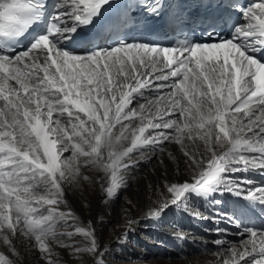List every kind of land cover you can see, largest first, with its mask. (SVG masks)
I'll return each instance as SVG.
<instances>
[{"label":"snow or ice","instance_id":"obj_1","mask_svg":"<svg viewBox=\"0 0 264 264\" xmlns=\"http://www.w3.org/2000/svg\"><path fill=\"white\" fill-rule=\"evenodd\" d=\"M114 3L0 0V264H17L20 236L32 242L42 264H59L56 245L98 256L91 223L81 225L71 211L60 210L67 205L65 184L80 179L82 167L95 166L110 196L135 165L134 152L165 143L180 146L191 178L168 184L149 216L187 205L189 194L216 191L264 204V186L228 175L264 173V0H200L195 13L177 4L171 22L182 27L195 16L207 38L172 46L127 34L138 10L149 18L169 15L167 0H125L115 9ZM99 24L111 32L103 47H71ZM221 25L231 29L229 36L220 35ZM137 97L145 103L134 107ZM226 216L211 219L219 224ZM60 221L76 226L57 232ZM238 234L240 243L218 254L216 264H264V228ZM77 236L85 247L66 243Z\"/></svg>","mask_w":264,"mask_h":264},{"label":"bare ground","instance_id":"obj_2","mask_svg":"<svg viewBox=\"0 0 264 264\" xmlns=\"http://www.w3.org/2000/svg\"><path fill=\"white\" fill-rule=\"evenodd\" d=\"M143 103L144 99H136L133 106ZM132 155L136 161L135 165L124 173L122 182L112 193L114 195L117 190L129 186L124 193V201L117 206L112 204V195H107L106 191L101 189L99 176L103 175V172L95 166L82 167L81 178L65 184L64 198L67 205H60V210L71 211L81 225L91 223L100 247L99 255L93 257L87 253L73 254L72 249L56 245L53 252L59 264H94L105 261L108 256L111 257L108 264H113L117 259H120L118 264L131 263L132 259L138 256L134 254L135 250L128 244L129 241L142 242V238L132 232L136 228L147 231L150 238L148 243H152L153 250L159 254L152 261L153 264H216L218 254L240 243V235L237 239L226 236L228 238H222L223 241L227 240L223 246L205 248L206 241L214 239L212 233L216 227L228 230L229 209L238 200L236 195L228 191H216L206 195L189 194L187 205H172L159 217L148 215L150 209L165 199L168 184L191 178L187 158L178 144L165 143L161 147L145 148ZM251 173L252 171L228 175L234 179H251L258 186L255 180L250 178ZM82 177L91 178V182ZM189 208H195L209 218L194 217L189 213ZM217 213L227 214L221 218L219 224L211 219ZM112 216L113 222L106 226L105 218ZM75 226L72 221L67 225L60 221L56 231H73ZM201 241L202 249L195 243ZM73 242L81 248L86 246V241L80 236L75 237L74 241H66ZM14 244L18 253L14 257L17 264H42L40 253L27 238L20 236L14 240ZM4 247L0 244V251H4ZM118 252L125 253V257Z\"/></svg>","mask_w":264,"mask_h":264},{"label":"rangeland","instance_id":"obj_3","mask_svg":"<svg viewBox=\"0 0 264 264\" xmlns=\"http://www.w3.org/2000/svg\"><path fill=\"white\" fill-rule=\"evenodd\" d=\"M128 189H129V186L128 187H124V188L122 187L121 190H117V192L114 193V195H112L111 201H112V204L114 206H117L121 202L124 201V193ZM106 216H107V214H106ZM113 219H114L113 216L105 218L106 226L111 224L113 222ZM220 228L222 229V227H220ZM134 231H136V232H134ZM226 231H228V230L226 229ZM132 232L135 233L136 235H139V237L142 238V242L134 243V242L129 241L128 244H130L132 249L135 250L134 254L137 255L138 257L136 259H132L133 262L127 263V264H153L152 261L156 257H158L159 254L156 253V251L153 250V247L151 246L152 243H150V244L148 243V241L150 240L149 234L147 233V231H142L140 228L139 229L136 228ZM212 234H213L214 239H208L206 241L207 244H206L205 248L209 247V248L214 249L217 246V245H215L213 243L214 240H217V239H221L222 240V238H224V239L228 238L226 236H232L233 237V235L230 232H223L222 234H218L217 232H213ZM224 241H227V240H224ZM195 243H196V246H198L200 249L203 248V241H201L200 243H197V242H195ZM144 244L147 245L148 251L143 249ZM132 249H129V250H132ZM119 251H121V250H119ZM118 254L119 255H123L125 257V253L118 252ZM110 258L111 257L108 256L105 261H98V262H95L94 264H108L109 261L111 260ZM119 262H120V259H117L113 264H118Z\"/></svg>","mask_w":264,"mask_h":264}]
</instances>
